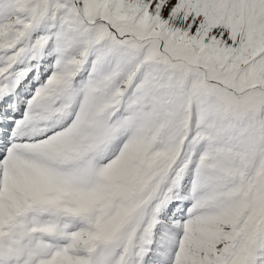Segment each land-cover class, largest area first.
I'll return each mask as SVG.
<instances>
[{
	"label": "snow or ice",
	"instance_id": "1",
	"mask_svg": "<svg viewBox=\"0 0 264 264\" xmlns=\"http://www.w3.org/2000/svg\"><path fill=\"white\" fill-rule=\"evenodd\" d=\"M0 264H264V0H0Z\"/></svg>",
	"mask_w": 264,
	"mask_h": 264
}]
</instances>
